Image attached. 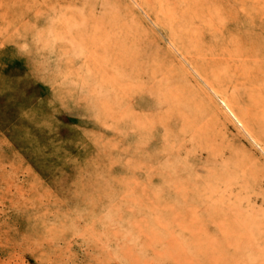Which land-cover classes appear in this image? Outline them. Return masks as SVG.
I'll use <instances>...</instances> for the list:
<instances>
[{"label":"rangeland","instance_id":"obj_1","mask_svg":"<svg viewBox=\"0 0 264 264\" xmlns=\"http://www.w3.org/2000/svg\"><path fill=\"white\" fill-rule=\"evenodd\" d=\"M0 264H264V0H0Z\"/></svg>","mask_w":264,"mask_h":264},{"label":"bare ground","instance_id":"obj_2","mask_svg":"<svg viewBox=\"0 0 264 264\" xmlns=\"http://www.w3.org/2000/svg\"><path fill=\"white\" fill-rule=\"evenodd\" d=\"M195 21V20H194ZM190 28V27H189ZM193 29V28H192ZM189 30V29H188ZM192 33V32H191ZM188 34V33H187ZM193 34H191V36H192ZM238 44V43H237ZM195 46V45H194ZM201 49V48H200ZM196 52V51H195ZM201 52V51H200ZM198 56V55H197ZM230 57V56H229ZM200 58V57H199ZM226 60V59H225ZM228 60V59H227ZM198 61V60H197ZM204 62V61H203ZM243 73H244V71H243ZM245 77V76H244ZM214 78V77H213ZM208 83V82H207ZM209 84V83H208ZM211 85V84H210ZM209 85V86H210ZM212 90V89H211ZM214 92V91H213ZM212 92V93H213ZM229 96V95H228ZM211 97V96H210ZM209 97V98H210ZM212 98V97H211ZM228 101H229V99H227ZM214 102V101H213ZM224 102V101H223ZM224 104H226V103H224ZM227 105V104H226ZM229 105H231V106H233L232 104H229ZM228 107V106H227ZM231 111V110H230ZM233 113V112H232ZM248 125V124H247ZM141 126V125H140ZM251 135V134H250ZM109 252V250H107V252L106 253H108ZM106 253H103L102 252V255H105V256H107V254ZM95 255L93 254V255H91V257H94Z\"/></svg>","mask_w":264,"mask_h":264}]
</instances>
